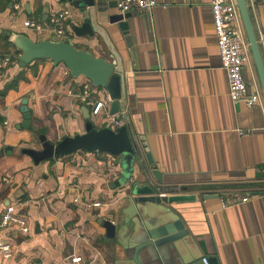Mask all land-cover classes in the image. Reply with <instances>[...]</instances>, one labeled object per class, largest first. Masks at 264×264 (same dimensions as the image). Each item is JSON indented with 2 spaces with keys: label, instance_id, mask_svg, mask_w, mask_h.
<instances>
[{
  "label": "crops",
  "instance_id": "obj_1",
  "mask_svg": "<svg viewBox=\"0 0 264 264\" xmlns=\"http://www.w3.org/2000/svg\"><path fill=\"white\" fill-rule=\"evenodd\" d=\"M16 1L20 10L13 9L14 0H0V61L10 59L0 67V119L7 122L0 129V214L15 206L29 232L22 235L15 226L2 232L12 256H0V264H134L133 224L124 223L130 189L110 188L120 174L116 158L77 151L34 164L24 153L40 150L38 135L58 143L85 132L84 105L76 97L84 86L93 100L105 104L90 122L109 128L105 90L84 77L69 80L63 64L47 59L20 67L8 38L20 34L35 43L49 40L55 36L50 16L69 10L67 39L107 62L110 53L98 35H72L70 23L78 20L66 1ZM117 1L97 6L105 17L96 19L121 63L124 114L143 164L151 170L148 159L153 162L160 186H177L184 189L180 195L193 196L166 205L187 236L163 252V260L174 264L191 252L201 260L214 257L218 264H264V98L252 59L243 75L260 91L261 102L248 108L229 96L211 0H155L148 13H133L128 36L107 19L120 14ZM246 2L264 64V0ZM28 18L42 29L23 27ZM24 99L30 125L18 130ZM139 167L132 165L131 184L144 181ZM104 220L116 226L114 239L106 237Z\"/></svg>",
  "mask_w": 264,
  "mask_h": 264
},
{
  "label": "water",
  "instance_id": "obj_2",
  "mask_svg": "<svg viewBox=\"0 0 264 264\" xmlns=\"http://www.w3.org/2000/svg\"><path fill=\"white\" fill-rule=\"evenodd\" d=\"M64 1L75 11V17L78 20V22L70 23L72 35L78 38L100 36L110 53L111 62H107L101 57H94L84 49L76 48L70 38L60 40L57 36H52L49 40L35 43L26 36L19 34L8 38V41L19 52L18 65L24 67L41 59L50 60L54 64H63L68 71L69 80L84 77L90 81L93 87L105 90V99L109 102L110 115L123 113V125L114 129L107 127L97 129L90 122L88 109L82 107L81 111L86 120L83 134L62 137L58 143H51L46 140L44 135H38L40 150H27L24 153L32 158L34 164L51 158L64 157L77 151L103 153L116 158L115 164L119 167L120 174L110 184V188L129 187L130 189V209L127 208V217L124 223L130 221L133 224V236L137 241L132 262L134 264H167L162 258L163 252L178 247V243L187 236V233L182 223L166 205L192 200L193 196L180 195L178 192H182L184 189L177 186H160L161 176L156 171L153 162L148 159L151 170H148L143 164L141 152L136 145L128 119L124 114V77L121 63L108 41L107 35L97 25L96 18L105 17L97 6L105 4L106 0ZM234 2L264 98V64L256 33L250 20L247 2L246 0H234ZM107 7L108 9L111 8L110 3L107 4ZM132 16L133 13L116 14L109 15L107 19L110 24H117L124 36H128V20ZM26 105L27 100L24 99L20 107L24 121L17 126L18 130L26 129L30 125V114ZM134 162H138L140 174L144 181L131 184ZM161 191L164 192L161 193ZM159 194L162 196L159 197ZM166 194L170 196L166 197ZM101 225L106 232V237L114 239L116 226L109 220H104ZM206 263L218 264V261L212 257L206 259ZM174 264H203V262L201 258H196L190 252L188 255L177 258Z\"/></svg>",
  "mask_w": 264,
  "mask_h": 264
},
{
  "label": "built area",
  "instance_id": "obj_3",
  "mask_svg": "<svg viewBox=\"0 0 264 264\" xmlns=\"http://www.w3.org/2000/svg\"><path fill=\"white\" fill-rule=\"evenodd\" d=\"M156 5L155 0H118L116 7L120 14L148 13ZM12 7L15 10L21 8L16 0L12 3ZM210 10L221 68L227 75L229 96L234 101L243 102L248 108H254L261 102V93L255 86L248 85L244 79L243 70L251 63V55L240 25L237 6L232 0H211ZM69 14V10H62L50 16L49 23L52 31L60 40L67 39L65 20ZM23 27L37 31L42 29L40 23L32 18L25 20ZM9 63V58H3L0 61V67ZM76 97L88 109L92 119L104 109V102L93 100L87 86H84L82 93ZM106 120L110 129L123 125V120L119 114L107 115ZM6 127L7 122L0 119V129ZM93 206H99V204L95 203ZM10 226H15L22 235H27L29 232L26 220L16 212L15 206L12 205L5 207L0 214V256L4 259L12 256L10 242L1 236L2 232ZM72 262L79 263L80 259L73 258ZM202 262L207 264L206 258H202Z\"/></svg>",
  "mask_w": 264,
  "mask_h": 264
},
{
  "label": "trees",
  "instance_id": "obj_4",
  "mask_svg": "<svg viewBox=\"0 0 264 264\" xmlns=\"http://www.w3.org/2000/svg\"><path fill=\"white\" fill-rule=\"evenodd\" d=\"M10 44L9 43H6V46L8 47ZM17 53H19L18 51H17Z\"/></svg>",
  "mask_w": 264,
  "mask_h": 264
},
{
  "label": "rangeland",
  "instance_id": "obj_5",
  "mask_svg": "<svg viewBox=\"0 0 264 264\" xmlns=\"http://www.w3.org/2000/svg\"><path fill=\"white\" fill-rule=\"evenodd\" d=\"M96 119V118H95Z\"/></svg>",
  "mask_w": 264,
  "mask_h": 264
}]
</instances>
